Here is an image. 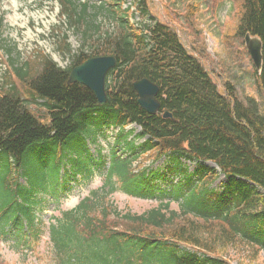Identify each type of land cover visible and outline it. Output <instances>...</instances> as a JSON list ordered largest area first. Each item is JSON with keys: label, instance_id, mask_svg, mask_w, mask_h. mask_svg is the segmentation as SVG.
Returning a JSON list of instances; mask_svg holds the SVG:
<instances>
[{"label": "trees", "instance_id": "obj_1", "mask_svg": "<svg viewBox=\"0 0 264 264\" xmlns=\"http://www.w3.org/2000/svg\"><path fill=\"white\" fill-rule=\"evenodd\" d=\"M60 1L89 53L83 46L62 69L48 56L22 65L8 50L13 76L0 86V240L12 227L18 246L31 249L43 233L35 211L42 205L38 198L49 194L43 191L48 171L41 159L36 171L29 170L28 157L50 152L59 173L65 158L74 159L67 153L71 141L88 137L97 143L103 129L113 127L120 132L103 185L49 229L58 264H230L221 249L243 244L264 251V0H237L235 35L250 33L263 43L262 72L252 73L255 95L245 100L233 84H226L222 94L173 28L158 21L132 22L134 11L123 8L125 0H106L99 9L114 25L106 31L98 21L100 11L90 16L89 4L79 12L73 0ZM132 2L140 15L156 18L147 0ZM63 50L71 55L68 44ZM108 56L117 65L106 78L107 103L101 106L88 88L68 85V79L88 59ZM143 79L160 89L157 115L138 104L133 84ZM35 102L46 116L29 108ZM166 112L172 117L164 118ZM130 125L141 128L135 137L145 140L142 144L129 140L133 131L125 129ZM122 147L129 157L120 155ZM145 156L168 159L170 166L166 172H135L134 161ZM92 159L101 165H72L87 180L106 161L101 155ZM180 160L212 163L219 171L202 166L187 175ZM167 173L183 175L171 192L156 183L167 181ZM220 175L227 181L219 193L211 186ZM117 192L158 205L140 215L123 213L111 201ZM173 203L178 211L171 210Z\"/></svg>", "mask_w": 264, "mask_h": 264}, {"label": "rangeland", "instance_id": "obj_2", "mask_svg": "<svg viewBox=\"0 0 264 264\" xmlns=\"http://www.w3.org/2000/svg\"><path fill=\"white\" fill-rule=\"evenodd\" d=\"M73 3L79 7V12L85 4H89L90 16H94L100 11L101 6L107 4L106 0H73ZM124 3V9L130 7L131 11H134L132 22L151 24L153 21H158L173 28L188 50L200 58L222 94L225 93L226 84H233L243 100L247 96L255 95L252 73L256 69L245 48L244 38L234 33L236 19L240 13V3L237 0H147L150 11L157 19L152 15H140L137 5H134L132 0H125ZM97 17L103 31L114 29L113 23L107 20L105 13L100 11ZM84 43L82 33L71 24L60 0H0V86L6 87L7 80L13 76L10 71L9 48L14 50L15 57L22 65L35 58L48 56L59 67L66 69L72 65V55L79 53L83 46H85V54L89 53V48ZM65 44L70 46L71 55L63 50ZM18 89L24 94L25 99L31 100L23 84H18ZM39 104L40 102H35L30 104L29 108L38 116H46L44 108ZM44 119L45 117L42 121L48 123V120ZM126 130L133 131L129 140H135V144L140 145L145 141L135 137L140 133L137 126L132 125ZM116 134L117 130L104 128L97 143L88 137L84 142L81 139L71 141L69 147L72 149L67 153H72L74 159L67 161L65 158L59 173L50 162V152L42 157L35 152L28 157L29 170L36 171L38 159H41L48 171L47 183L43 191L49 194L38 198L43 202L35 211L43 233L39 241L31 244V249H25L23 246H18L15 229L11 227L6 238L0 240V264H58L49 229L51 225L56 224V219L62 218L63 213L74 210L80 201L90 195V192L103 185ZM86 143L91 154L87 152ZM60 149L64 151L63 146ZM121 150L120 155L124 158L130 156L124 152L123 147ZM100 155L106 158L105 164L103 167L100 166V169L95 168L88 180L84 179L83 172L72 166L73 163L87 161V164L95 163L93 166L96 167L101 165V162L92 158H98ZM154 160L147 156L139 157L134 161V171L147 169L166 172L167 167L170 166L168 159L163 158L158 162ZM180 161L187 175L195 173L202 166L216 169L212 163ZM78 178L81 182L76 183ZM181 180L183 175L168 174L167 181L158 180L156 183L161 189L171 192L172 186ZM195 180L198 181L197 177ZM25 181L20 182L25 184ZM226 181V178L220 175L211 188L220 193L224 191L223 184ZM111 201L123 213L138 215L158 205L157 200L134 198L122 192L113 194ZM171 210L178 211V204L173 203ZM117 221L121 222L119 219ZM113 222H116L115 219ZM23 225L25 233V223ZM220 251L230 264H264V251L257 253L255 249L252 250L243 244L229 246Z\"/></svg>", "mask_w": 264, "mask_h": 264}, {"label": "water", "instance_id": "obj_3", "mask_svg": "<svg viewBox=\"0 0 264 264\" xmlns=\"http://www.w3.org/2000/svg\"><path fill=\"white\" fill-rule=\"evenodd\" d=\"M245 45L259 73L263 69V43L258 36L250 33L245 35ZM117 59L111 57H99L88 59L82 65L75 67L69 76L68 85L79 84L88 88L96 97L99 105L107 103L106 77L110 70L115 68ZM138 95V104L150 115H157L160 112V101L158 100L159 87L147 79L137 81L133 84ZM164 118H171L166 112Z\"/></svg>", "mask_w": 264, "mask_h": 264}]
</instances>
